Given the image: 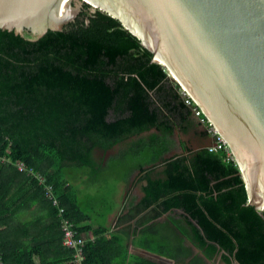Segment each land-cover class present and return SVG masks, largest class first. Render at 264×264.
Listing matches in <instances>:
<instances>
[{"label": "trees", "instance_id": "trees-1", "mask_svg": "<svg viewBox=\"0 0 264 264\" xmlns=\"http://www.w3.org/2000/svg\"><path fill=\"white\" fill-rule=\"evenodd\" d=\"M90 13L86 5L76 23L37 42L0 30V158L8 161H0V264H71L45 186L82 235L90 217L75 184L106 185L112 174L127 183L135 171L144 196L118 221L137 219L135 229L96 231L85 264H149L128 261L136 235L177 263L193 256L189 239L209 259L222 252L226 264H264V212L247 205L239 166L207 149L166 159L178 147L175 133L196 124V105H186L167 69L118 20ZM123 144L106 165L96 161V150ZM157 166L164 178L152 180ZM173 210L184 211L185 223L158 222Z\"/></svg>", "mask_w": 264, "mask_h": 264}, {"label": "water", "instance_id": "water-1", "mask_svg": "<svg viewBox=\"0 0 264 264\" xmlns=\"http://www.w3.org/2000/svg\"><path fill=\"white\" fill-rule=\"evenodd\" d=\"M86 5L118 20L193 99L235 155L247 205L264 212V0H0V30L37 42Z\"/></svg>", "mask_w": 264, "mask_h": 264}, {"label": "crops", "instance_id": "crops-1", "mask_svg": "<svg viewBox=\"0 0 264 264\" xmlns=\"http://www.w3.org/2000/svg\"><path fill=\"white\" fill-rule=\"evenodd\" d=\"M196 121L200 123L198 119H196ZM201 130H203V133H206L205 128L203 126L201 127ZM175 138H177V140L178 138H180V142H178V147L172 153L167 155L166 159L174 158L179 155L180 156L186 155L188 153L186 149L187 148L191 149L190 146L192 147L191 150H199L200 148H205V147L207 149L208 146L212 144V140L210 138L208 140L205 139L202 141L201 140L195 141L196 136L192 137V140H191L190 137H187V135H184L181 133H177L175 135ZM186 138H189L188 139L189 141L186 140ZM126 146L127 145L125 144L117 145L112 150L106 153L101 150H96L94 152L96 161L100 162L102 165H106L111 157L119 155V153L123 151L126 148ZM151 172H152L151 174L152 180L164 178L163 172H165V170H164V167L162 166H157V168H155ZM141 177H142V173H140L139 171H135L132 174L129 181L127 183H124L118 180L117 174H112V177L109 179L106 185L104 183L100 185L98 184L96 185V186H105V187H108V189L110 187H112V189H117V187H120L119 192L121 196L117 200H112L111 197L113 196L109 197V200L111 203L113 201L117 203L116 211H114V209L109 207L111 209L108 211L109 213L99 212L97 214L95 209H98V208H94L90 210L89 212L88 211L85 212V214L90 218L87 219V221L83 222L82 225H84V227L85 226L89 227L90 229H88V231H85L82 234V236L88 242L90 240L92 241L94 240L95 232L99 231L101 228H107L109 230V234H111L112 232L114 233L120 230L121 228H125L130 225L132 226V230L135 229V223L137 219H134L132 221H127L120 227L118 226V221L122 216L128 215L131 207L133 205L134 206L138 205V203L143 198L144 194L142 192V189L146 186V183L141 182ZM113 181H114V184H112ZM75 185L79 188L78 199H79V202L81 203L83 193L89 186H83V185H80L79 183H76ZM96 196L97 195L93 194L91 195V198L93 199ZM113 205H114V202H113ZM184 214L185 213L183 210H173L169 213H166L162 218L158 220V222L165 223V222L171 221L173 222L175 226H176V223L178 224V226H180L182 223H185L186 221ZM98 216L103 219V222L101 223L94 222L95 218ZM140 216L142 215H138V217ZM127 244H128V251H129V256H128L129 263H134L136 259H141V260H146L147 263L149 264H182V263H177L176 260L169 259L163 255H160L158 253L151 252L145 249L142 245L139 244L137 235L131 236V238L128 239ZM186 246L190 247L193 250V256L189 258L185 264H191L193 259L195 258H200L202 261V264H226L224 263L222 259V252L219 255L213 257L212 259H209L204 255L203 251L199 249L197 245H195L189 239H187Z\"/></svg>", "mask_w": 264, "mask_h": 264}, {"label": "built area", "instance_id": "built-area-1", "mask_svg": "<svg viewBox=\"0 0 264 264\" xmlns=\"http://www.w3.org/2000/svg\"><path fill=\"white\" fill-rule=\"evenodd\" d=\"M168 76L170 77L169 73H168ZM180 95L184 99L187 106L192 107L193 104H195L193 99L190 98L189 95L186 93V91L184 89H181V87H180ZM193 111L197 119L200 121V124L205 128L207 135L212 140V144L210 147L207 148V150L210 153L223 152L226 156L225 160L229 162L233 161L237 164L236 157L232 153L227 142L221 136V134L217 131V129L212 124H210L209 120L205 118L201 109L198 106H196L195 108H193ZM0 161L8 162L6 161L5 158H0ZM18 167L20 171L27 170L23 163L19 162ZM31 172L32 171H29L30 174ZM33 176L37 178V180L40 182L41 185L43 184V179L40 176H38V174L33 173ZM44 191H45V196L47 200L51 202L52 206L58 210V217L62 223V230L64 233L63 246L73 251V255L71 258V264H85L84 263V260H85L84 249H85L87 240L82 235L77 234V231L75 229V224H73L68 219L64 218L65 209L61 208L60 201L56 198L53 187L45 186Z\"/></svg>", "mask_w": 264, "mask_h": 264}, {"label": "rangeland", "instance_id": "rangeland-1", "mask_svg": "<svg viewBox=\"0 0 264 264\" xmlns=\"http://www.w3.org/2000/svg\"><path fill=\"white\" fill-rule=\"evenodd\" d=\"M174 83L178 85V83H176V82H174ZM196 119H197V117H196ZM196 124H197V121H196ZM195 132H196V135H198L200 137L201 134L198 133V130H196ZM202 137H204L205 139L209 138V136H207L206 134L205 135L202 134ZM188 139L189 138H186V140H188ZM191 140H192V138H191ZM178 142H180V138H178ZM112 184H114V181L112 182ZM109 189H108V187H105V186L88 187L84 191L83 196H82V200H81V206L83 207L84 211L89 212L90 210H92L94 208H98V209H95L97 214L99 212L109 213L108 211L111 210L109 207H111L112 209H114V211H116L117 203L115 201H113L114 202V205H113V202L112 203L110 202L109 197L113 196V197H111L112 200L119 199V197L121 196L120 192H119L120 187H117V189H112V187H110ZM116 190H117V192H116ZM93 194L97 195V196L92 199L91 195H93ZM94 222L101 223V222H103V219L98 216L95 218Z\"/></svg>", "mask_w": 264, "mask_h": 264}, {"label": "flooded vegetation", "instance_id": "flooded-vegetation-1", "mask_svg": "<svg viewBox=\"0 0 264 264\" xmlns=\"http://www.w3.org/2000/svg\"><path fill=\"white\" fill-rule=\"evenodd\" d=\"M199 122H197V124H195L191 129H190V131L186 134L187 135V137H190V138H192V137H195L196 136V138H195V141L196 140H205V138L204 137H202V134L203 135H207V133H203V130H201L200 131V129H201V127H202V125L200 124H198ZM196 130H198V133L199 134H201L200 136H201V138L198 136V135H196ZM177 133H181L180 131H177ZM177 133H175V135L177 134ZM181 134H183V133H181ZM208 136V135H207ZM209 138H207V140H208ZM190 148L192 149V147L190 146Z\"/></svg>", "mask_w": 264, "mask_h": 264}, {"label": "bare ground", "instance_id": "bare-ground-1", "mask_svg": "<svg viewBox=\"0 0 264 264\" xmlns=\"http://www.w3.org/2000/svg\"><path fill=\"white\" fill-rule=\"evenodd\" d=\"M174 78V77H173Z\"/></svg>", "mask_w": 264, "mask_h": 264}]
</instances>
